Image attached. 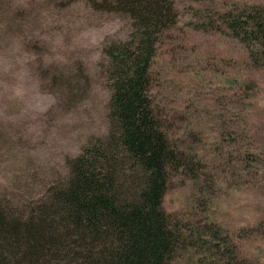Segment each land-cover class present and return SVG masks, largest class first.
<instances>
[{
	"label": "rangeland",
	"instance_id": "rangeland-1",
	"mask_svg": "<svg viewBox=\"0 0 264 264\" xmlns=\"http://www.w3.org/2000/svg\"><path fill=\"white\" fill-rule=\"evenodd\" d=\"M103 1L0 0V202L43 195L67 177L69 158L109 133L103 48L132 25L96 5ZM246 4L264 0H174L177 21L160 38L150 94L196 169L170 174L164 210L193 228L216 223L242 264H264V59L198 27L212 10ZM194 245L173 264H225Z\"/></svg>",
	"mask_w": 264,
	"mask_h": 264
},
{
	"label": "trees",
	"instance_id": "trees-1",
	"mask_svg": "<svg viewBox=\"0 0 264 264\" xmlns=\"http://www.w3.org/2000/svg\"><path fill=\"white\" fill-rule=\"evenodd\" d=\"M96 5L127 14L132 25L125 39L103 48L109 133L69 158L67 177L43 195L17 205L0 202V264H173L180 250L194 245L195 233L201 240L194 246L200 242L203 250L221 254L225 264H242L216 223L193 228L163 208L170 174L196 172L150 94L160 38L177 21L174 0ZM212 12L199 17L198 27L228 33L253 62L264 59V4Z\"/></svg>",
	"mask_w": 264,
	"mask_h": 264
}]
</instances>
